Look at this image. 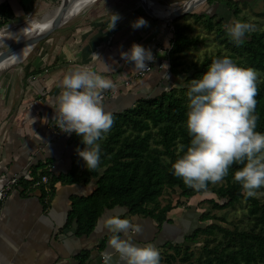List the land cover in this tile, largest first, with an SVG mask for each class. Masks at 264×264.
Instances as JSON below:
<instances>
[{
  "label": "crops",
  "instance_id": "1",
  "mask_svg": "<svg viewBox=\"0 0 264 264\" xmlns=\"http://www.w3.org/2000/svg\"><path fill=\"white\" fill-rule=\"evenodd\" d=\"M54 1L0 0V20L4 17L23 20ZM95 1L69 20L50 54L31 66L23 63L25 70L20 78L14 73L0 78V186L12 176H27L39 163L45 165L36 169L37 176L47 170L54 178L70 170L73 152L70 133L51 137L55 122L54 110L49 106L59 95L62 77L69 68L86 65L111 79L114 87L103 90L114 94L103 99L104 110L110 113L131 106L139 98L154 95L172 82L157 63L146 76L132 79L139 70L120 55L133 43L150 48L166 47L170 33L153 17L170 18L164 12L151 10L141 0L135 4L148 17L116 4L111 12L120 19L114 29L107 30L110 23L107 14L113 2L102 0L91 6ZM140 18L147 25L133 27ZM92 53L108 64L107 71ZM93 189V181L86 184L57 181L49 192L41 187L31 188L29 184L12 190L0 202V264H103L101 256L105 252L112 254L111 264H124L107 243L111 233L104 225L113 216L141 226V232L128 233V238L139 245L151 243L158 248L172 236L171 229L181 228L182 223L176 224L167 217L172 224L163 225L161 232L154 220L114 207L101 214L91 232L77 235L72 225H66L70 198L88 196Z\"/></svg>",
  "mask_w": 264,
  "mask_h": 264
},
{
  "label": "trees",
  "instance_id": "2",
  "mask_svg": "<svg viewBox=\"0 0 264 264\" xmlns=\"http://www.w3.org/2000/svg\"><path fill=\"white\" fill-rule=\"evenodd\" d=\"M219 3L227 7L233 19L251 22L238 15L237 0ZM194 18L202 20L210 31H215V36L229 50L226 57L237 66L250 67L261 73V80L257 84L255 115L258 117L256 131L264 133V29L246 33L242 37L243 43L237 44L227 34L225 26L228 23L224 19L206 12L195 14ZM7 19L9 18L4 17V20H0V27ZM169 33V59L171 55L196 47L199 43L197 37L186 35V27L183 25L175 23L173 32ZM223 57L218 53L205 57L200 64L179 73L172 70L174 66L171 65L166 76H173L174 80L180 79L179 85L172 81L168 89L139 98L131 106L111 112L114 123L107 136L97 141L100 144V161L96 169H86L82 165L83 161L76 149H83L85 146L80 137L75 133L70 134L69 143L73 146L70 170L54 178L47 170L38 176H49V188L57 181L85 184L93 181L94 189L90 195L70 198L66 225L70 226L76 219L77 235L91 232L101 214L114 207H121L130 215L154 220L158 230L162 232L163 225L172 224L171 219L165 215L171 206L157 208V199L165 187L179 188L184 197L196 192L204 193L212 188L211 183L206 190L199 191L186 186L173 174L170 161L177 159L179 145L183 144L186 148L190 142L185 126L189 81L207 71L214 59ZM44 165L37 164L28 175L32 179L37 178L36 169H43ZM242 166L232 165L229 174L223 178V184L212 189L217 197L211 200L212 208L223 209L241 200L247 201L248 214L254 218L258 229L231 231L213 223L206 224L205 221L214 219L207 211L198 213L194 208L187 209L182 217L181 228L171 229L172 236L158 246L173 252L168 255L167 262L178 256L182 259L178 264H195L187 259L189 244L195 243L199 235H211L218 231L221 234L220 240L211 247L205 245L199 264H264V203H260L255 197H246L241 185L234 181V172ZM21 181L24 184L30 182L22 177ZM150 204L154 206L149 207ZM185 227L188 229L185 230Z\"/></svg>",
  "mask_w": 264,
  "mask_h": 264
},
{
  "label": "clouds",
  "instance_id": "3",
  "mask_svg": "<svg viewBox=\"0 0 264 264\" xmlns=\"http://www.w3.org/2000/svg\"><path fill=\"white\" fill-rule=\"evenodd\" d=\"M120 19L111 14L107 30L115 28ZM140 18L133 27L146 26ZM227 34L237 44L246 33L256 31V25L234 19L225 26ZM100 59L99 55L92 53ZM125 62L136 70L148 67L153 60L149 49L133 43L120 53ZM105 71L108 64L101 61ZM258 73L253 68L237 66L230 58L214 59L199 78L191 79L187 91L188 110L185 126L190 142L177 149V159L171 162L173 174L195 190H206L228 174L232 165H243L233 174L246 197H255L264 187V133L256 131L255 115L258 95ZM114 87L111 79L86 65L69 68L63 75L61 90L49 106L54 110V125L62 132L80 137L83 149H76L86 169L99 166L100 144L113 123V115L104 110L103 90ZM182 153V155H181ZM111 233L108 247L118 254L124 264H160V252L151 243L139 245L128 233L141 232L139 224L130 219L113 216L105 221ZM123 234V236L121 235ZM103 264H111L112 254H102Z\"/></svg>",
  "mask_w": 264,
  "mask_h": 264
},
{
  "label": "rangeland",
  "instance_id": "4",
  "mask_svg": "<svg viewBox=\"0 0 264 264\" xmlns=\"http://www.w3.org/2000/svg\"><path fill=\"white\" fill-rule=\"evenodd\" d=\"M64 1V0H63ZM102 0L95 1L91 6L100 3ZM138 0H109V2H113L112 5H110V10L108 11L107 15L113 14L111 10H113V7L116 4H120L124 8H127V10H130V7L138 14H143L144 16H147L148 14L145 13V10L140 6L136 5L135 2ZM154 2L161 4V5H167L171 7H177L186 4L187 2L191 0H153ZM224 0H204L199 5H197L195 8L191 9L189 12H186L184 14H180L177 17L170 19H162V18H155L157 21H160L166 30L170 31L173 30V25L179 24L186 27V35L188 37H197L199 39V43L196 47H190L186 50H183L177 55H171V59H169V65H173V69L176 73H179L181 71L187 70L189 68H192L193 66H196L200 64V62L208 56L214 55V54H220V56H227L229 54V50L226 48V46L223 45L221 40L215 36V31H210L204 26V23L202 20H198L194 18L195 14H198L200 12H206L210 15H217L219 18L224 19L226 23H229L231 20H234L233 17H231V13L225 7V5L219 3L223 2ZM239 3L237 4L239 8V16L245 17L248 21H251L256 25V30H263L264 29V0H237ZM61 4V0H55L51 4L48 5V7L44 10L40 11H34L32 12L28 18L25 17L24 19H29L31 17H40L41 15L45 14L46 12L52 11L54 8L58 7ZM134 4L136 6H134ZM90 6V7H91ZM88 7V6H87ZM86 7V8H87ZM85 9V8H84ZM82 10L79 12L81 13ZM79 13L65 19L64 21L57 24L55 29L48 33L46 36L40 38L36 44L30 49V52L28 53L27 57L17 64H12V66H9L6 69H3L0 71V78L5 76H11L12 73L15 74L17 78H20L22 76V71L25 70L23 65L25 63H28L29 66L31 64H36L40 58H44L47 56V54L51 53L54 49L57 40L59 39V34L62 32L66 26L69 24V20H71L74 16L78 15ZM130 12L128 11V14ZM167 14V13H166ZM148 17V16H147ZM23 20H8L6 21L1 27L0 31L7 28L8 25L11 24H19ZM73 20V19H72ZM170 20V21H169ZM216 28V27H215ZM51 30V29H50ZM161 47L164 49V53H160L161 55L165 56V51L168 50V44L166 47ZM5 51V48L0 47V52L2 53ZM24 63V64H23ZM258 73V81L261 80V73ZM195 78H199V76H196ZM169 80L175 82V85H179L180 79L174 80L173 76L168 77ZM190 82V81H189ZM171 84H167L165 89H168ZM178 94V92H177ZM188 102V99H186ZM109 133V132H108ZM107 133V134H108ZM104 135V138L107 136ZM179 143H176V146H178ZM162 159H166L164 156H161ZM82 165L84 163L82 162ZM223 180L217 184H213L212 188L204 193L196 192L192 194L189 197H184L181 195V191L177 187H165L161 196L157 199V208H161L165 205H170L171 209L168 211L165 215L166 217L171 218L176 224L182 223V217L184 216L187 209L194 208V210L198 213L202 212H208L211 216L214 217V219H210L208 221H205L206 224H216L217 226H220L221 228L228 229V230H257L258 225L255 226V220L248 214V202L241 200L237 203H234L231 206H227L223 209H215L212 208L211 200L217 199L215 193L212 192V189H214L216 186H219L223 184ZM257 195L255 198L259 200L260 203H264V188L257 189ZM154 205H149V207H153ZM205 223H202L203 225ZM188 229V227H185V230ZM188 231V230H187ZM221 234L218 231H215L214 234L211 235H199L198 240L195 243L189 244V249L187 252V259L188 262H192L195 264H199L202 260L203 255V249L205 245H208L209 247L212 246V244H215L220 240ZM161 252V259L160 263L162 264H178L181 262L182 259H180L178 256H175L171 262H167L169 254H173V252L169 249L165 248H157Z\"/></svg>",
  "mask_w": 264,
  "mask_h": 264
},
{
  "label": "bare ground",
  "instance_id": "5",
  "mask_svg": "<svg viewBox=\"0 0 264 264\" xmlns=\"http://www.w3.org/2000/svg\"><path fill=\"white\" fill-rule=\"evenodd\" d=\"M94 0H64L63 4L40 17H31L19 24L8 25L0 31V47L5 48V55L0 52V71L21 62L41 36L65 19L79 13ZM155 12H164L170 20L177 15L189 12L204 0H191L184 5L171 7L153 0H141ZM62 3V2H61ZM163 19V18H162ZM169 20V21H170Z\"/></svg>",
  "mask_w": 264,
  "mask_h": 264
},
{
  "label": "built area",
  "instance_id": "6",
  "mask_svg": "<svg viewBox=\"0 0 264 264\" xmlns=\"http://www.w3.org/2000/svg\"><path fill=\"white\" fill-rule=\"evenodd\" d=\"M169 32H173V30H170ZM146 49H149L153 55V60L151 62H146L148 64V67L144 70H139L133 77V78H137V77H143L146 76L148 73H150V71L152 70L153 66L157 63L158 64V68L161 70H164L165 74L168 73L169 69H170V65H169V51H165L166 55L163 56L161 59L157 58L158 55L160 53H164V49L158 45L154 48H150L148 46H144ZM128 82H126L125 84H128ZM114 94L113 92L109 93L107 91L102 92V97L103 99L107 98V97H112ZM62 133V131H60L56 126H54L51 129V137L55 138L57 136H59ZM21 177L29 180L30 182L27 183L29 184V186L31 188H39L41 187V189L44 190V192H49L50 188H49V176L48 175H40L37 178L32 179L29 175L26 176H12L9 179H7L1 186H0V202H4L10 192L12 190H14L15 188L20 187L21 185L24 184V182L21 181ZM28 186H26L27 188ZM102 259V256H101Z\"/></svg>",
  "mask_w": 264,
  "mask_h": 264
},
{
  "label": "water",
  "instance_id": "7",
  "mask_svg": "<svg viewBox=\"0 0 264 264\" xmlns=\"http://www.w3.org/2000/svg\"><path fill=\"white\" fill-rule=\"evenodd\" d=\"M60 1V0H59ZM60 4V3H59ZM63 4V1H62V3H61V5ZM47 13V12H46ZM186 13V12H185ZM182 14H184V13H182ZM178 16V15H177ZM176 16V17H177ZM175 18V17H174ZM56 27L54 26V27H52V29L51 30H49V31H46L42 36H41V38L42 37H44V36H46L48 33H50L51 31H53L54 29H55ZM6 54V52H3L1 55H5ZM72 228L75 230V232H76V229H77V221H76V219H74L73 221H72Z\"/></svg>",
  "mask_w": 264,
  "mask_h": 264
}]
</instances>
